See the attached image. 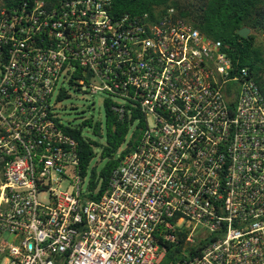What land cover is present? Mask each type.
Instances as JSON below:
<instances>
[{
  "label": "built area",
  "instance_id": "2783aa9c",
  "mask_svg": "<svg viewBox=\"0 0 264 264\" xmlns=\"http://www.w3.org/2000/svg\"><path fill=\"white\" fill-rule=\"evenodd\" d=\"M227 50L174 7H1L0 264H264V95ZM71 91L133 129L101 194Z\"/></svg>",
  "mask_w": 264,
  "mask_h": 264
},
{
  "label": "trees",
  "instance_id": "16d2710c",
  "mask_svg": "<svg viewBox=\"0 0 264 264\" xmlns=\"http://www.w3.org/2000/svg\"><path fill=\"white\" fill-rule=\"evenodd\" d=\"M19 1L23 0H6V3ZM201 2L200 6L189 5L186 10H180L177 3L170 5V0H112L114 11L119 13L136 14L153 11L154 7H174L181 18L187 20L205 36L219 40L223 45H226L228 47L227 54L233 64L238 68L247 69L264 95V79L261 74L263 59L253 46V37L249 36L245 39L238 35V31L244 27L258 31L264 30V0H201ZM136 116L134 114L132 117ZM129 127L128 118L119 120L107 106L104 121V144L84 139L80 130L70 131L79 144L83 174H86L88 166L94 158V148H100V160L106 161L98 174L95 169H92L89 183L91 190L97 186L98 181H100V194L106 189L112 170L124 155L120 153V156L115 158L125 142ZM93 130L97 136L101 135L100 124L94 125Z\"/></svg>",
  "mask_w": 264,
  "mask_h": 264
},
{
  "label": "rangeland",
  "instance_id": "374dc122",
  "mask_svg": "<svg viewBox=\"0 0 264 264\" xmlns=\"http://www.w3.org/2000/svg\"><path fill=\"white\" fill-rule=\"evenodd\" d=\"M172 3H177L180 10H186L189 5L200 6L201 0H170ZM6 5V0H0V8ZM249 36L253 37V46L256 48L261 58L262 64V77L264 79V30H255L249 27ZM71 97L63 99L55 103V112L64 124L76 125L81 127L82 134L90 142L104 144L105 143V129H104V107L103 98L101 96H91L88 93L70 92ZM85 123V125H83ZM100 123L101 131L100 136L94 134V125ZM133 129H130L123 145L120 147L119 152L115 158L120 156V152L126 148V145L131 140ZM94 158L91 160L85 182L90 180L92 169H95L96 174L106 163L105 160H100V148H94ZM100 187V181L96 186V190Z\"/></svg>",
  "mask_w": 264,
  "mask_h": 264
},
{
  "label": "water",
  "instance_id": "95a60500",
  "mask_svg": "<svg viewBox=\"0 0 264 264\" xmlns=\"http://www.w3.org/2000/svg\"><path fill=\"white\" fill-rule=\"evenodd\" d=\"M238 35L242 38H248L249 37V29L248 28H242L238 31Z\"/></svg>",
  "mask_w": 264,
  "mask_h": 264
}]
</instances>
